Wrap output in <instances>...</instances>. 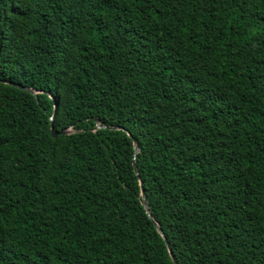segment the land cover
Segmentation results:
<instances>
[{
  "label": "trees",
  "instance_id": "1",
  "mask_svg": "<svg viewBox=\"0 0 264 264\" xmlns=\"http://www.w3.org/2000/svg\"><path fill=\"white\" fill-rule=\"evenodd\" d=\"M155 224L264 264V0H0V264H173Z\"/></svg>",
  "mask_w": 264,
  "mask_h": 264
},
{
  "label": "water",
  "instance_id": "2",
  "mask_svg": "<svg viewBox=\"0 0 264 264\" xmlns=\"http://www.w3.org/2000/svg\"><path fill=\"white\" fill-rule=\"evenodd\" d=\"M13 86H15L17 88H20L22 90H26L28 92H32L33 93V90H31V89H29L27 87H24V86H21V85H18V84H13ZM97 128H99V126H97ZM109 129H113V128H109ZM114 129H118V128H114ZM67 134H69V130H62V131L56 132L54 130L53 121L51 119V121H50V135H51L52 138H56L59 135H67ZM132 141H133V146H134L133 166H134L135 173L138 174L137 173V170L135 169V159H136V156H137L139 147H138L137 142L135 140H132ZM140 187H141L142 206H143V208H144L147 216L153 221L152 216H151V213H150V210L148 208V204H147V200H146V195L144 193L142 183H140ZM155 225H156V228H157L158 233L162 236V238H163V240H164V242H165V244H166V246H167V248L169 250V254H170L172 263L173 264H178V262L176 261L175 257L172 255V253H171V251L169 249V245H168L167 240H166L165 236L163 235L161 229L158 227L157 224H155Z\"/></svg>",
  "mask_w": 264,
  "mask_h": 264
}]
</instances>
